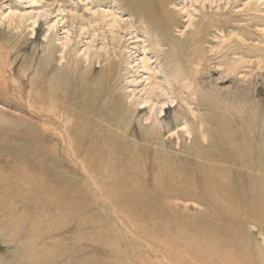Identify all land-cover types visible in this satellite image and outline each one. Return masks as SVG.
Listing matches in <instances>:
<instances>
[{"label":"bare ground","instance_id":"6f19581e","mask_svg":"<svg viewBox=\"0 0 264 264\" xmlns=\"http://www.w3.org/2000/svg\"><path fill=\"white\" fill-rule=\"evenodd\" d=\"M117 2L131 14L133 25L145 22L160 32L173 27L169 0ZM97 25L104 28L105 22ZM113 30L111 27L110 32ZM64 46L67 49L70 44ZM72 53L64 55L70 61L64 69H54L53 79L50 71L43 72V79L48 78L43 82L44 87L33 88L29 96L39 131L35 133L27 128L22 133L27 146L23 150L9 148L5 146L8 140L0 138V204L15 206L21 212L37 211L17 215L32 230L40 222L45 226L48 221L53 225L66 220L69 223L84 213L90 221L76 234H63L73 235L71 243H66L64 237L58 242L61 234L57 241L45 242L41 231L47 229L41 228L43 235L34 234L29 241L34 249L27 256L30 261L33 264H262L248 225L253 224L257 233L264 235V124L247 125L246 119L232 122L215 111L201 113L191 120L189 108H183L182 117L174 126L180 128L182 121L190 124L188 132L193 134V142L175 156L172 134L165 139L174 126L164 125L158 116L146 118L148 125L134 124L132 121L142 111L133 110L120 94L113 93L107 98L108 88L117 85L110 70L113 59L95 57L102 63L101 81L97 75L92 78L95 58L80 73L81 77L68 81L69 75L82 70L79 59L72 62L75 65L71 64ZM181 82L174 79L170 83L172 93L178 98L177 105L182 108L183 103L194 102L204 110L202 100H191L194 91L182 95L189 84ZM163 95L162 91L154 90L149 96L150 100L158 101ZM199 123L206 126V142L197 132ZM176 132L183 139V131ZM62 149L70 163L79 168L76 171L82 182L67 183L66 177L56 172L53 161L57 162V157L63 155ZM2 150H8V159ZM178 202H193L204 211L183 213ZM92 204L99 211L95 213ZM126 211L132 215L125 214ZM111 213L119 218L111 217ZM96 215L99 217L94 218ZM101 215L109 221H104ZM145 240L151 245L145 247ZM52 249L54 253H50ZM128 253L130 257H126ZM157 255L162 258L156 259ZM30 261L28 264H32Z\"/></svg>","mask_w":264,"mask_h":264},{"label":"rangeland","instance_id":"374dc122","mask_svg":"<svg viewBox=\"0 0 264 264\" xmlns=\"http://www.w3.org/2000/svg\"><path fill=\"white\" fill-rule=\"evenodd\" d=\"M169 8L173 12L174 24L171 30H161L162 34L159 28H150L145 22L133 25L131 14L124 11L117 0H0V138L9 141L5 146L23 150L21 148L26 147L27 142L23 140L22 133L28 129L35 133L39 131L33 100L29 96L33 88L44 87L43 82L48 78L43 79V72L50 71L49 75H52L54 69H64L70 59L63 57L72 52L71 64L79 59L82 70L69 75L68 81L81 77L80 73L87 70L96 56L113 59L111 75L114 80L118 79L113 80L117 84L114 89L108 88L107 98H111L113 93L120 94L131 103L133 110L142 111L132 121L134 124L148 125L146 118L158 116L164 125L173 127L182 117L183 108H189L191 120L201 113L215 111L218 116L232 122L246 119L247 125L250 122L264 124V0H169ZM101 21L105 22L104 28L97 25ZM111 27L114 30L110 32ZM66 44H70L68 50L64 46ZM97 60L95 58L92 78L97 75L101 81L103 76L99 71L102 63ZM174 79L188 82L182 95L187 96L188 92L194 91L191 100H202L204 110L196 107L194 102L183 103L182 108L177 105L178 98L170 85ZM88 82L92 84L91 79ZM154 90L164 93L162 100H150L149 95ZM235 110L240 113L236 114ZM183 122L184 126H174L165 135V139L170 134L174 138V148L172 150L169 146V149L175 156L193 142V134L188 132L191 126ZM198 125L200 139L206 142V126ZM241 127L245 130V126ZM178 129L183 131V139H179ZM2 152H6L4 156L8 159V150ZM61 156L57 157V162L53 161L56 172L66 177L67 183L73 180L82 182L76 171L79 168L71 164L65 154ZM49 163L51 165L52 162ZM178 203L183 213L204 211L193 202ZM3 204H0V264H28L30 259L27 256L34 252L29 242L34 234L42 232L45 242H55L61 234L58 242L64 237L66 243H71L73 235L63 234H76L75 231H81L90 222L84 213L69 223L66 220L53 225L48 221L50 226L48 223L45 226L40 222L32 230L28 222L18 216L37 211L28 209L29 213L21 212L20 208H9ZM91 209L95 213L99 211L95 205ZM125 214L131 212L126 211ZM110 215L119 218L115 213ZM101 218L109 221L106 216L101 215ZM45 227L49 233L43 232ZM248 229L258 247V260L264 264V235L257 233L253 224L248 225ZM39 244L43 247V243ZM149 244L143 241L145 247ZM126 257H130L129 253ZM155 258L162 257L157 255Z\"/></svg>","mask_w":264,"mask_h":264}]
</instances>
